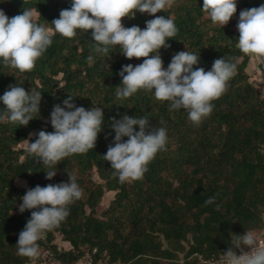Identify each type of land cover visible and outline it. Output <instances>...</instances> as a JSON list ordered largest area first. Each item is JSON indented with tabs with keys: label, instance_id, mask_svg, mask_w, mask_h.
Listing matches in <instances>:
<instances>
[{
	"label": "trees",
	"instance_id": "obj_1",
	"mask_svg": "<svg viewBox=\"0 0 264 264\" xmlns=\"http://www.w3.org/2000/svg\"><path fill=\"white\" fill-rule=\"evenodd\" d=\"M202 3L172 0L170 7L152 14L171 17L178 29L166 39L169 47L158 50L163 67L184 48L198 54L194 68L207 70L220 56L236 64L223 93L211 101V113L199 123L189 120L186 110H170L171 102L156 99L150 90L116 97L121 65H135L144 57L126 58L118 45L96 53L90 30L77 29L73 37L54 34L30 70L0 62V94L16 83L41 92L39 113L34 112L27 125L0 121V264H25L33 258L16 251L18 232L32 211H18L16 205L28 188L16 179L29 180L31 188L66 182L67 174L75 177L81 196L67 205L65 219L37 241L38 248L51 250L61 260L73 261L96 247L118 264H209L222 258L232 233L261 227L264 94L247 72L249 53L237 47L238 33L231 28L240 10L255 7V0H236V12L223 26L210 20ZM67 7L70 0H0V9L9 17L28 8L46 27ZM133 11L134 16L121 17L124 26L143 28L152 18ZM90 55L92 60L87 59ZM69 95L76 106L104 109L101 131L93 149L67 155L57 165L41 163L25 152L24 139L35 140L29 133L37 129L52 131L50 111ZM123 114L148 116L151 126L167 129V141L140 178L120 182L103 154L113 143L110 117ZM51 168L56 174L46 179L44 171ZM106 191H114V196L98 211ZM209 196L214 200L206 203ZM57 236L70 248L58 247Z\"/></svg>",
	"mask_w": 264,
	"mask_h": 264
},
{
	"label": "clouds",
	"instance_id": "obj_2",
	"mask_svg": "<svg viewBox=\"0 0 264 264\" xmlns=\"http://www.w3.org/2000/svg\"><path fill=\"white\" fill-rule=\"evenodd\" d=\"M171 4L172 0H70V7L61 9L58 17L49 22L51 27L38 23L28 8L11 17L0 9V62L21 71L30 70L52 43L54 34L73 37L77 29L90 30L95 42L94 52L107 53L109 46L118 45L126 58L144 57L135 65H121L116 97H129L139 89L150 90L156 99L170 101V110H186L188 119L199 123L211 113V101L223 93L236 64L220 56L207 70L194 68L198 64V54L184 48L175 52L163 67L158 50L162 46L169 47L166 39L173 37L178 29L171 17L152 14ZM201 8L213 23L223 26L236 12V0H203ZM133 10L146 12L152 18L145 20L143 28L135 24L124 26L121 17L134 16ZM236 29V45L242 52L264 56V3L240 10ZM87 59L93 57L90 55ZM40 100V91H26L22 84H9L0 94L3 104L0 121L27 125L34 118L32 114L38 112ZM103 112L99 106L87 109L76 106L69 95L50 111L53 130L35 132L36 138L31 142L25 138L24 150L38 157L41 163L57 165L67 155L93 149L104 122ZM110 120L113 143L107 146L103 158L115 170L113 174L120 182L138 179L147 163L165 148L167 129L151 126L145 115L123 114L119 118L110 117ZM32 135L30 132L29 136ZM56 171V168L44 171L45 178H52ZM67 176L66 182L37 184L26 189L20 197L21 203L16 205L18 211H32L18 232L15 245L19 255L36 256L37 241L65 219L69 211L67 205L81 196L75 177ZM213 200L214 197L209 196L206 203ZM230 237V247L222 253V264H264V243L257 233L244 230ZM242 245L250 246V250L245 251ZM233 249H240V254Z\"/></svg>",
	"mask_w": 264,
	"mask_h": 264
},
{
	"label": "built area",
	"instance_id": "obj_3",
	"mask_svg": "<svg viewBox=\"0 0 264 264\" xmlns=\"http://www.w3.org/2000/svg\"><path fill=\"white\" fill-rule=\"evenodd\" d=\"M238 15L239 14L236 15L235 22L231 26L232 30L237 33L238 31L236 29V23L238 20ZM259 238L260 242L264 243V237L262 235H259ZM248 250H250V246H248ZM34 258L39 261V264H118L114 261H110L107 253L99 252L96 247H93L90 251L85 252L83 255L79 256L73 261L61 260L51 250L40 247L38 248V253L36 256H34ZM208 263H215V260L208 261Z\"/></svg>",
	"mask_w": 264,
	"mask_h": 264
},
{
	"label": "crops",
	"instance_id": "obj_4",
	"mask_svg": "<svg viewBox=\"0 0 264 264\" xmlns=\"http://www.w3.org/2000/svg\"><path fill=\"white\" fill-rule=\"evenodd\" d=\"M261 3H264V0H255V6H259ZM246 70L250 74L252 80L264 88V56L255 53H249V60ZM55 241L60 248H70V244L67 241L62 240L60 236H57ZM25 264H39V261L33 257Z\"/></svg>",
	"mask_w": 264,
	"mask_h": 264
},
{
	"label": "rangeland",
	"instance_id": "obj_5",
	"mask_svg": "<svg viewBox=\"0 0 264 264\" xmlns=\"http://www.w3.org/2000/svg\"><path fill=\"white\" fill-rule=\"evenodd\" d=\"M35 17H36V13L33 12V18L35 19ZM256 85L259 87L260 91L264 94V88L261 87L257 82H256ZM43 127H45V126H43ZM39 130H41V129H37V130H35V132H37ZM35 132H33V136H35V134H34ZM15 181L18 185H23V186L29 188V184H30L29 180H27V179H23V180L16 179ZM113 196H114V191H106L104 193L103 197L101 198V201L99 202V205L97 207L98 211H102L105 207H107L110 200L113 198ZM262 217H263V222H262L261 227L256 228L255 230H252V231L257 233L258 236L262 235L264 237V213L262 214ZM242 248L245 251H249L248 246L242 245ZM235 252L237 254H240V249H237ZM209 261H213V260H209ZM222 262H223V257L218 259L217 261H215V263H210V264H221Z\"/></svg>",
	"mask_w": 264,
	"mask_h": 264
}]
</instances>
